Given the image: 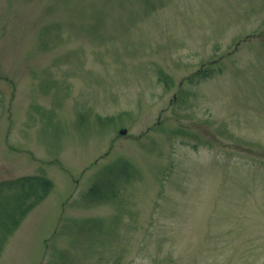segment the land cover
<instances>
[{
  "label": "rangeland",
  "instance_id": "1",
  "mask_svg": "<svg viewBox=\"0 0 264 264\" xmlns=\"http://www.w3.org/2000/svg\"><path fill=\"white\" fill-rule=\"evenodd\" d=\"M0 264H264V0H0Z\"/></svg>",
  "mask_w": 264,
  "mask_h": 264
},
{
  "label": "trees",
  "instance_id": "2",
  "mask_svg": "<svg viewBox=\"0 0 264 264\" xmlns=\"http://www.w3.org/2000/svg\"><path fill=\"white\" fill-rule=\"evenodd\" d=\"M3 184H16L22 190L25 202L30 200V204L27 205L20 214H17L15 218H13V221L9 225L10 229H13L19 222V219H21L25 213L45 195L51 185L48 179L39 176H22L14 181H7Z\"/></svg>",
  "mask_w": 264,
  "mask_h": 264
},
{
  "label": "water",
  "instance_id": "3",
  "mask_svg": "<svg viewBox=\"0 0 264 264\" xmlns=\"http://www.w3.org/2000/svg\"><path fill=\"white\" fill-rule=\"evenodd\" d=\"M126 132V129H121L120 130V133H125Z\"/></svg>",
  "mask_w": 264,
  "mask_h": 264
}]
</instances>
